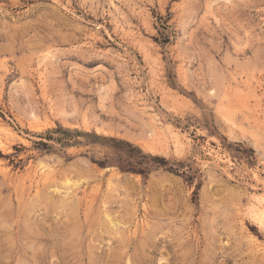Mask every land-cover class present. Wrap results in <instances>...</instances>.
<instances>
[{
    "label": "rangeland",
    "instance_id": "1",
    "mask_svg": "<svg viewBox=\"0 0 264 264\" xmlns=\"http://www.w3.org/2000/svg\"><path fill=\"white\" fill-rule=\"evenodd\" d=\"M0 264H264V0H0Z\"/></svg>",
    "mask_w": 264,
    "mask_h": 264
},
{
    "label": "trees",
    "instance_id": "2",
    "mask_svg": "<svg viewBox=\"0 0 264 264\" xmlns=\"http://www.w3.org/2000/svg\"><path fill=\"white\" fill-rule=\"evenodd\" d=\"M64 134L65 133H68V131H64L63 132ZM112 142H114V143H117V144H124L122 141H116V140H111ZM44 145V144H43ZM125 145H127V147H129V148H131L132 149V147L129 145V144H125ZM140 153V152H139ZM144 157V156H143ZM154 163H157V164H159L160 166H166V163L164 162V160H162V159H160V158H156V157H149ZM168 170H170V171H176V170H174L173 168H168ZM133 171V170H132ZM140 173H142V172H140Z\"/></svg>",
    "mask_w": 264,
    "mask_h": 264
},
{
    "label": "bare ground",
    "instance_id": "3",
    "mask_svg": "<svg viewBox=\"0 0 264 264\" xmlns=\"http://www.w3.org/2000/svg\"><path fill=\"white\" fill-rule=\"evenodd\" d=\"M112 4V3H111ZM139 9V8H138ZM131 12V11H130ZM169 98H171V97H169ZM168 100V99H167ZM181 109V108H180ZM178 110V109H177ZM43 167V166H42ZM45 169V168H44Z\"/></svg>",
    "mask_w": 264,
    "mask_h": 264
}]
</instances>
